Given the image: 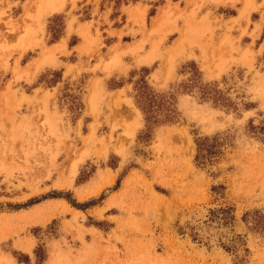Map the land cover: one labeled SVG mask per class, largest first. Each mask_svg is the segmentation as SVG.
Returning <instances> with one entry per match:
<instances>
[{
	"label": "rangeland",
	"instance_id": "rangeland-1",
	"mask_svg": "<svg viewBox=\"0 0 264 264\" xmlns=\"http://www.w3.org/2000/svg\"><path fill=\"white\" fill-rule=\"evenodd\" d=\"M95 1L123 24L118 41L138 40L108 50L96 28L77 50L73 35L66 50L47 47L74 0L48 13L28 0L22 14L23 0H0V264H264V232L252 229L264 218V0ZM137 52L152 63L131 67ZM140 79L176 113L149 139ZM35 87L48 105L22 95ZM202 137L219 154L196 167ZM219 209L229 225L208 221Z\"/></svg>",
	"mask_w": 264,
	"mask_h": 264
},
{
	"label": "trees",
	"instance_id": "trees-1",
	"mask_svg": "<svg viewBox=\"0 0 264 264\" xmlns=\"http://www.w3.org/2000/svg\"><path fill=\"white\" fill-rule=\"evenodd\" d=\"M116 5L119 4H127L128 2L134 3L138 0H111ZM57 38L54 37L50 41L52 43ZM143 71H146L143 69ZM121 85H118L116 87H120ZM136 92V95L134 96L135 105L137 109L140 111V113L143 116L144 121V130L141 135H144V138L149 139L150 130L157 124L160 123H174L176 121V113L172 107V99L170 97L165 98V96L159 95L154 93L150 90V88L147 86L146 81L144 79H140L138 82V87L134 89ZM212 94L207 92L205 88H203L201 95V98H209L215 103V101H218L215 97V91L211 90ZM218 97V95H217ZM194 145H195V154H194V164L196 167L203 166L205 163L210 161L212 158L217 156L219 154V144L215 137H202V138H196L194 139ZM118 185V181H116V187ZM212 190H215V188H212ZM68 203L74 207L79 208V205H76L75 203H72V201H68ZM229 210H223L219 209L217 211H210L208 216V221L211 222L216 219L217 215H220L221 218H218L219 221H221L224 225H229V223L232 221V217ZM260 217V216H259ZM252 229L256 230L257 228H260L264 232V218L260 217L259 219H252ZM192 240H197V235L193 233L191 235ZM37 249L34 251V255L39 258V255L37 254ZM16 261L21 264H28V258L26 255L17 254L16 255Z\"/></svg>",
	"mask_w": 264,
	"mask_h": 264
},
{
	"label": "crops",
	"instance_id": "crops-1",
	"mask_svg": "<svg viewBox=\"0 0 264 264\" xmlns=\"http://www.w3.org/2000/svg\"><path fill=\"white\" fill-rule=\"evenodd\" d=\"M27 2H28V0H23V2L21 4V10H20L21 14H22V12L24 10V6ZM170 3H176V2L171 1ZM165 4L166 3L160 4L158 6V8L164 6ZM135 5L139 6L140 8H143V13H145V9L142 5H138L135 3V4H132L130 6H135ZM83 6H88L86 9L88 16L86 18L80 19L81 12H79V10ZM123 8H124V10L122 12H124L123 14L126 16L127 11H128L127 10L128 7L123 6ZM60 11H62V10L60 9L59 11H57L55 13H59ZM156 12H157V10L155 11V13ZM155 13L153 15H155ZM110 14H111V10L109 8H105V10H99L97 1H95V0H74V12H70V14L65 16L64 28H63L64 29V36H62L57 42L50 44L47 47H53L54 46V47H59L60 49H62V51L66 50L68 48L67 40H68L69 36L73 35L77 39V42L70 49L77 50V49H79L85 45L86 40H88V38L90 36L91 37L94 36V29H96V28L99 31H103L105 33L106 38L111 39L112 44L109 46L108 50L111 49L115 45H117L118 48H120L124 44H129V43H132V42H135L138 40V38H134L133 40H129L128 42L118 41V37H122L125 34L124 33L125 31L122 29L123 24H120V26H114L113 22H115V20L111 19ZM82 26L87 27L88 35L85 38H83L78 32V28H80ZM119 31H121L122 34L118 35ZM145 49H147V48L144 47L143 51H145ZM58 54H61V53L59 52ZM140 54H142V53L138 54V52H137V54L134 55L133 62L131 63V67H143V66H148L149 64L152 63L153 60L149 61L147 63L137 64L135 62V57L137 55H140ZM81 55H82V53H81ZM128 55H129L128 53H124V54L119 55L118 57H119V59H122L123 57L128 56ZM80 61L81 62H79V60H78V63H82V65H84V61L83 60H80ZM33 62H34V60H32V62H30L27 66L31 67ZM76 63H77V61L70 62L69 60H67L66 62H60V66L61 67L73 66ZM157 67H158V64L156 65L155 68H153L152 72ZM38 69H40V67H38L35 71H37ZM151 73L149 74L150 78H151ZM118 91H123V93H125L127 91V84H124L120 88L112 90L111 94H117ZM22 95L27 97L30 100L32 105H33V103L36 104V102H35L36 98H39V97L42 98L46 95L45 104L48 105V102H47L48 97L46 94V90H44L43 88L35 87V88L30 89V92H27V93L23 92Z\"/></svg>",
	"mask_w": 264,
	"mask_h": 264
},
{
	"label": "bare ground",
	"instance_id": "bare-ground-1",
	"mask_svg": "<svg viewBox=\"0 0 264 264\" xmlns=\"http://www.w3.org/2000/svg\"><path fill=\"white\" fill-rule=\"evenodd\" d=\"M55 0H32V6H33V4H37V6L39 5V7L40 8H42V10L43 11H46L47 9H49V12H53L54 10H58V8H59V6H60V8L62 7L61 5H59L57 2H54ZM29 7H30V5H29ZM35 8H36V6H34ZM33 10V9H32ZM60 10V9H59ZM37 12V11H36ZM45 13H48V10H47V12H45ZM163 13H165V12H163ZM41 15H42V13H41ZM183 36V35H182ZM184 36H187L186 35V33H185V35ZM184 38V37H183ZM183 38H182V40H183ZM176 41V40H175ZM176 46V45H175ZM175 50V49H174ZM172 53V52H171ZM12 263V262H11ZM8 264H10L9 262H8Z\"/></svg>",
	"mask_w": 264,
	"mask_h": 264
}]
</instances>
